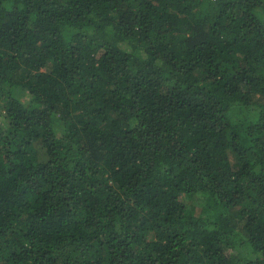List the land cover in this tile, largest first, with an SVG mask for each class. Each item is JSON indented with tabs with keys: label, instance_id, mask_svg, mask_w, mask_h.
Returning <instances> with one entry per match:
<instances>
[{
	"label": "trees",
	"instance_id": "16d2710c",
	"mask_svg": "<svg viewBox=\"0 0 264 264\" xmlns=\"http://www.w3.org/2000/svg\"><path fill=\"white\" fill-rule=\"evenodd\" d=\"M0 264H264V0H0Z\"/></svg>",
	"mask_w": 264,
	"mask_h": 264
}]
</instances>
